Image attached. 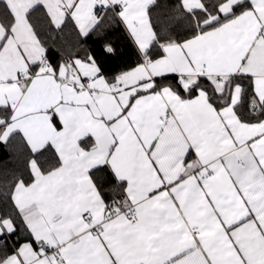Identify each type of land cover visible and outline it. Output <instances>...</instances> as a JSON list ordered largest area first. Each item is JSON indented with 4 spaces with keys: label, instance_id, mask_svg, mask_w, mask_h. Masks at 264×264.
<instances>
[{
    "label": "snow or ice",
    "instance_id": "6c2138e0",
    "mask_svg": "<svg viewBox=\"0 0 264 264\" xmlns=\"http://www.w3.org/2000/svg\"><path fill=\"white\" fill-rule=\"evenodd\" d=\"M0 148V264H264V0H0Z\"/></svg>",
    "mask_w": 264,
    "mask_h": 264
},
{
    "label": "trees",
    "instance_id": "16d2710c",
    "mask_svg": "<svg viewBox=\"0 0 264 264\" xmlns=\"http://www.w3.org/2000/svg\"><path fill=\"white\" fill-rule=\"evenodd\" d=\"M96 37H93V40H95ZM109 40H111L115 46L117 47L118 51L124 52L126 48V41L123 39V34L122 31L119 28H112L110 30L109 34ZM89 45H92V41L88 42ZM52 44V55H59L60 52V47L63 44V41H56V42H51ZM130 53L123 55L119 60L116 61L117 64L120 63H126L129 59ZM11 150L10 149H5V148H0V167H10L12 164L11 156H10Z\"/></svg>",
    "mask_w": 264,
    "mask_h": 264
}]
</instances>
